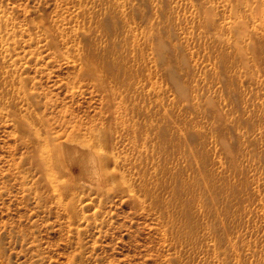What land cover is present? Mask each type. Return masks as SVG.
Wrapping results in <instances>:
<instances>
[{"label":"rangeland","instance_id":"374dc122","mask_svg":"<svg viewBox=\"0 0 264 264\" xmlns=\"http://www.w3.org/2000/svg\"><path fill=\"white\" fill-rule=\"evenodd\" d=\"M77 133L117 176L59 198ZM0 264H264V0H0Z\"/></svg>","mask_w":264,"mask_h":264},{"label":"bare ground","instance_id":"6f19581e","mask_svg":"<svg viewBox=\"0 0 264 264\" xmlns=\"http://www.w3.org/2000/svg\"><path fill=\"white\" fill-rule=\"evenodd\" d=\"M241 21L242 20H239V22H237L235 26L236 27L238 26L239 27L238 30L240 29L241 32L243 33L245 31V26L243 22ZM132 44L134 46V44L136 43L134 42ZM256 51H255V54L257 55L258 53H256ZM234 53L235 54L238 53L236 52V49H234ZM83 60H84L83 65H82L83 69L86 70V72H88L89 75H92L94 79L98 81V84L100 86H103V87L105 86L104 83H106V79H108L110 75L112 76L111 78L113 79V75L109 73L108 70L109 68L114 67L115 62L112 63L109 60H106L103 64L100 65L98 63V60L93 55H90L89 58L87 57V59H83ZM109 81L110 79L108 80V84H109ZM111 95H113V93ZM35 120L37 119L35 118ZM30 125L31 127L28 128L29 131L32 129L34 124L32 123ZM35 135L38 136L37 138L41 136V135H38L37 133H35ZM75 138L77 139H74L71 142L67 140L65 141L63 140V142L61 141L60 143L58 142V143H49V144L46 143L45 144V149L48 150L49 152V158H48L49 160H48V164L46 163V167L47 169L49 168L52 172L51 175L49 176V180L52 184L51 186L55 188L56 193L59 195V198L63 196L64 192L67 193L64 190L65 188L71 191V190L77 189L78 186L87 185L90 189L93 187H96L97 190H103L104 187L107 186L106 185L107 182L110 183V184L108 183V185H111L112 183L108 181V179L114 180L113 178L117 176L115 175L117 174L116 173L117 170L115 171V174H114L115 176H112L111 168L113 167L111 166L109 168V165H113V163L112 162L111 164L109 163V160L111 161V158H110L111 150L109 151L110 148L107 150L109 146L108 144H105L103 140L99 141L97 138H95L96 140L94 141L92 138L94 144L92 143V145L91 144L87 145L86 143H83V141L85 140L84 139L82 140L81 134L79 133H77V136H75ZM106 143H108V141ZM39 147H42V146L39 145ZM114 169L115 168H113V170ZM119 174H118V178L120 176ZM112 184H114V182ZM192 232L194 231L192 230Z\"/></svg>","mask_w":264,"mask_h":264}]
</instances>
